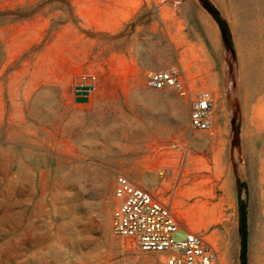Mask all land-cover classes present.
Instances as JSON below:
<instances>
[{"label": "rangeland", "instance_id": "1", "mask_svg": "<svg viewBox=\"0 0 264 264\" xmlns=\"http://www.w3.org/2000/svg\"><path fill=\"white\" fill-rule=\"evenodd\" d=\"M211 1L236 48L248 264H264V0ZM124 8L134 18L106 31ZM173 65L213 93L211 132L191 129L190 106L174 91L147 87L150 72ZM81 74H95L98 89L78 106L72 85ZM8 82L29 94L15 120L0 108V264H166L114 235L119 174L172 203L182 227L213 243L222 264H240L225 50L197 0H0V84ZM71 135L84 148L73 161L60 151ZM109 136H126L121 168L114 152L86 151L103 147L87 141Z\"/></svg>", "mask_w": 264, "mask_h": 264}, {"label": "built area", "instance_id": "2", "mask_svg": "<svg viewBox=\"0 0 264 264\" xmlns=\"http://www.w3.org/2000/svg\"><path fill=\"white\" fill-rule=\"evenodd\" d=\"M147 87L153 91H174L190 106L193 131L211 132L214 126L215 97L192 83L182 67L150 72ZM98 89L95 74H81L72 85L74 101L88 105ZM115 207L112 230L129 240L142 253L160 254L166 264H222L217 248L203 235L183 228L173 204L162 201L140 183L119 174L114 187ZM185 231V238L176 235Z\"/></svg>", "mask_w": 264, "mask_h": 264}, {"label": "water", "instance_id": "3", "mask_svg": "<svg viewBox=\"0 0 264 264\" xmlns=\"http://www.w3.org/2000/svg\"><path fill=\"white\" fill-rule=\"evenodd\" d=\"M202 8L211 16L216 23L225 50V63L228 73V90L227 96L231 101L233 107V114L231 118V152H238L237 162H233V170L236 180L237 191V207H238V231L240 236V264H248V251H249V222H248V198L249 187L246 183L242 182L238 175V163L242 162L241 157V116L240 106L236 94V81L234 76L233 63L236 62V48L233 35L228 22L222 16L220 10L211 0H197ZM245 196V198H244Z\"/></svg>", "mask_w": 264, "mask_h": 264}, {"label": "crops", "instance_id": "4", "mask_svg": "<svg viewBox=\"0 0 264 264\" xmlns=\"http://www.w3.org/2000/svg\"><path fill=\"white\" fill-rule=\"evenodd\" d=\"M124 14H126V17H123L121 19V22L113 25V24H109L105 29L106 31L110 32V33H114L116 31H118L119 27L128 23V21H130L131 19L134 18V16L136 15V11L131 12L129 10V8H124L121 12L115 11L113 12L112 15V19L114 16H123ZM95 29H97L96 26H92ZM124 64L129 63L128 59L126 58V56H124ZM125 86L124 88H128V86H130L129 81H125ZM20 89H23L22 91H20ZM28 88H21V87H16L12 82H8L5 84H0V108L3 105V103L6 104V106H8L11 111L7 114V120L8 121H12L15 120V109L18 108V106L20 104H22L21 99L23 97H25V95H28L29 92L27 91ZM131 95H134V92L131 93ZM130 96L127 95V93L124 94V102L125 104H127V100ZM76 103V102H75ZM91 103V102H90ZM89 103V104H90ZM88 104V105H89ZM76 105L78 106H83L85 104H81V103H76ZM171 111V116L174 115L173 110ZM121 115V114H119ZM189 118H190V114H189ZM80 140L79 138L75 137L74 135H71L70 139L67 142H64L63 139L60 141V151L61 153H63V151L65 152H70L71 154V161H73V159L75 158V153H79L81 152L84 148H80ZM87 146H103L101 149H87L86 151H93V152H114V154L118 155V162H119V168H121L123 166V163H125L126 161V153H127V140H126V136H123L122 140L121 138H118L116 136L114 137H107L104 138V140H100L97 138H94L93 141H87L86 142ZM76 158H78V155H76ZM71 168L73 169V165L71 166ZM149 172L150 173H158L160 176V170L157 169L156 171L153 168H149ZM147 173V172H144ZM163 179L166 181V177H163ZM115 187V186H114ZM153 193V192H152ZM160 198V197H159ZM115 200L114 198V194H112V200ZM161 199V198H160ZM162 200V199H161ZM164 202H166L165 200H162ZM188 229V228H186Z\"/></svg>", "mask_w": 264, "mask_h": 264}]
</instances>
